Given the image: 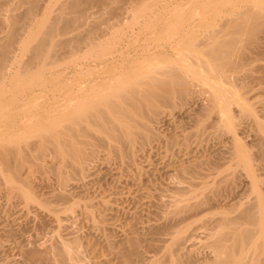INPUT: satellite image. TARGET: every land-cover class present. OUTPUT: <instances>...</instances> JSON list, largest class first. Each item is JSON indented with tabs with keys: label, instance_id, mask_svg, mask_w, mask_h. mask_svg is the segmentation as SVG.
Here are the masks:
<instances>
[{
	"label": "rangeland",
	"instance_id": "obj_1",
	"mask_svg": "<svg viewBox=\"0 0 264 264\" xmlns=\"http://www.w3.org/2000/svg\"><path fill=\"white\" fill-rule=\"evenodd\" d=\"M109 1L110 0H108V2ZM126 1L128 3L120 7V4L111 0L113 3L110 5L113 6V8L115 7V9H112L105 1L106 6L108 5V7L103 5L102 9H100L101 7L99 8V6L98 8L91 7L93 9L89 8V10H85L86 12L80 15L82 12L78 14L79 12L62 11L64 12V14H62L61 11L58 10L61 0H51L47 9L45 8L34 13L31 12L32 14L30 17L28 16L30 15V12L28 14L25 12L24 8L16 11L9 10L6 11V13L4 12V14L2 13L3 15L0 16V55L4 45L10 42L13 37L14 27L17 26L18 22L20 23L18 26H22H20L21 28L19 27L20 30L18 29V26L16 27L20 34H18L17 30L16 32L17 35H19V38L17 35L15 37H17L19 41L17 40L18 42H15L12 52L9 54L10 60L5 64L2 63V65H4L2 71L3 77L0 73V87L4 90L2 94L4 93L3 95H5H0V102L7 105L5 111V107H3L4 110L1 109L2 105L0 103V144L5 145L9 143V141H13L12 138L15 139V141L18 140L16 141L18 145H20L21 141L23 148L20 146L19 148L20 150H24L22 151L23 155L28 149V153H25L28 154L26 158L29 157L32 161L34 160L33 162L36 164L34 165L32 164L33 162H29L31 161L29 159L25 160L27 164L24 161L23 165L26 166H23L22 169H25L21 170L22 174L19 175V178L23 179L21 181L24 182L26 179L25 184L22 182L23 186L21 187V190H23V192H19L20 189H16V191L13 187L11 192L9 189L11 188V186L9 187L10 184L6 183L5 176L2 175V163L0 162V264H218L216 263L217 255L215 248L212 244L218 238L214 227L218 225L219 220H221L220 218L223 217L224 212L221 211H225V213L228 211L230 217H236L241 212L243 213L247 207L246 204L248 206L258 204L263 208L264 151H261L264 150V140L261 138L264 136L260 137L261 134L264 135V123H262L264 120V55L262 54V52H264L262 51L264 50V44H262L264 40L261 35L262 33L260 34L262 37L261 42L253 41V44H251V42H244V39H241L242 41L244 40L243 42H239L242 43V47L244 45L243 43L248 47L247 55L248 58H250L249 60L254 59L249 65L253 67L252 70H250V75L248 72H245V70L234 73L236 79L239 80H235L236 82H233V79L231 80L233 85L234 83L239 82L238 85L235 84V88L233 85V87L231 86L232 83H226L219 79L214 83L217 86L223 84L224 87L234 90L231 91L229 89L233 92L232 95L234 94V98L236 97L235 100L231 102V105L234 104V107L231 106V109H234L230 113L231 116H228L227 113L219 115L220 111V113H222L221 108H223L225 102L217 101L216 104L213 101V106L211 107V104L210 107H208L209 101L212 103L211 100H209L210 97L215 94V92H212V90L214 91V88L211 87V85L209 86L205 81L201 82L193 78V72L191 73V69L188 67L194 63H192L190 53L196 50L194 49V41L192 40H194V36L197 35L196 30L198 29V24H195L196 20L194 19L199 17H195L193 14L195 9L194 6H196L195 1L197 0H140L142 1L141 4L140 2L135 3L133 1L135 5L133 7H131V4L133 3L131 2L132 0ZM151 2L152 4H150ZM114 3L118 5V9L117 5H114ZM196 3L197 5L199 4L198 2ZM204 6L206 5H203V7ZM203 7L201 6V10H205V7ZM12 14L14 15L12 16ZM203 14L204 13L200 15L201 19H205L206 17ZM54 20L56 21V25L58 24L57 29H59L57 33H55L56 35L53 36V38L51 37L52 40L50 41L51 44H49L50 48L48 52L40 57L37 62L30 64L29 59L33 55V45L35 44L34 42H36L35 37H38L39 35L41 36L46 27L50 25L49 23H51V21L55 22ZM66 22L69 23L67 26ZM13 24H16V26L14 25L13 27ZM213 27L217 26L214 25ZM199 30L198 36H201L202 39H204L202 34H206L207 26L203 24L199 27ZM186 32L188 33L186 34ZM193 33H195V35ZM205 36L207 37V34ZM81 37H86L82 38L84 42L80 39ZM211 37H213V35ZM75 39H77V41L79 39L82 41L81 44L80 42H76L81 45L77 46V49H74L77 44L74 45L72 43V41L75 43ZM68 40H72L69 42V47H67ZM63 42L67 43H64L66 46L62 44ZM71 43L74 45V48H72L73 45ZM256 43L262 44H258L261 52L259 48L253 47L256 46ZM247 44L249 46L251 44V48H249ZM70 46L72 50L70 49ZM246 47L243 48L246 50ZM199 50L204 49L200 48ZM250 50H252V52H250ZM256 51L257 54L255 53ZM258 53L262 54L261 57ZM193 58L196 60V57L193 56L192 59ZM1 62L0 57V64ZM160 64L165 66L161 69H166V67H168L167 64L170 65L169 67L175 65L174 67H178L182 70L189 68L190 70L187 69L190 74L188 79L191 81V84L189 83L190 86H188V84V87H183H186V89L189 88L190 91L187 89L186 92H184V90H182V92V85H177V83L175 85L181 88L177 90L178 92L180 90L182 93L179 92L181 93L179 94L175 92L176 94L174 93L172 95L168 93V95L170 94V98L167 97L169 100L166 99V102L163 97H159L161 95L159 94L161 90L157 87L161 88V86H158L156 82L155 86L159 92L157 93V90L155 91V89H153V91L159 94L158 97L162 100L156 97V100L155 98H152L155 100L152 101L150 96L148 97L150 98L149 103V100L146 101L145 99L146 104L147 102L149 104H151V101L153 102L151 108H157V110L155 109V112H152L150 106L148 107L146 104H143L145 108H147H144L145 111L142 106L140 107V105L144 103V99H141L142 103L138 105L142 108L141 111L143 114L140 110V113L134 111L137 107L134 108V110L132 109L133 106L130 108L129 105L128 107L134 111L131 112L129 109V112H131L129 115H133L132 118L129 119H133L132 121L135 124H132V121L124 117V115L123 117L126 119L124 120L122 115L120 116L121 119L117 114H120V112H117V115L115 114L114 117L118 119L112 118L115 119L112 121L115 122V125L122 124L121 127L119 126V129L125 128L127 125V127L129 126L130 128L128 130L125 128V130L130 134L135 132L138 135L137 131L145 132H139V136L136 137L133 136L136 135L135 133L131 134L132 137L135 138L134 141L132 139L130 142L124 138L126 142L121 139L119 140L122 142H117L110 136V140H108V135L104 133V130L102 131L103 133H99L100 130L98 129V124L100 123L94 121L97 122V125H89L87 124L89 120L86 121V119H84L86 123L81 122L82 125L84 123V126L79 127L78 125H81V119L77 126L81 129L84 127L83 130H85L86 127L90 134H88L87 130L86 134L88 136L84 131L80 132L83 135L85 134V136H76L79 137V140L76 142L75 136L73 137V135L77 134H71L74 130L69 132V129H67V131L65 129V138H62L64 140L66 139L67 144L68 142H71V145L80 148L83 145H86V142L90 138V140H92L93 137L92 144L89 145V140V144L86 145L89 146L87 147L88 150L85 147V151L84 146L82 147L86 152V157L88 153V158L85 162L84 159L81 165H74L72 160L68 162L70 157L60 154L62 155L61 158L64 156L67 159V162L65 163L66 159L63 161L56 151H50L49 148L51 147V149L54 150V146L50 144L47 146L49 148L45 149V154L49 152L48 155L44 154V157L47 156L48 158L38 157V153L35 154L36 149H34V152L31 148L32 144H30L28 148L29 143L27 142L31 143V141L34 142L32 147L35 146L34 148H36L37 145L38 149L41 148V142H39L41 139L38 138L39 132H35V130L38 131V129H42V127L38 128V125L44 126L48 123V125L46 124L47 126H45H49V129L53 128L54 123H57V120L62 117H60V115L63 114V118L66 116V119H68L65 114H68L67 111H69L68 109L70 107V109L74 107V110L70 111L71 113L76 111L77 108V113L83 114L89 107L86 108L88 103L82 104V100H88L86 97L92 98V96H94L92 98L93 103L101 101L102 99H100V96L106 91L105 94L107 95L108 89L115 88V86L123 79L129 89L125 87L126 85L124 83V86H120L122 84L120 83V85H117L118 87H116L123 89L124 93H126L123 95L129 96L130 93L128 91L131 92L134 89L131 90L132 85L134 84L133 86L137 89L136 86L139 85L137 83H140L139 80L137 83L135 82L137 77L142 79H149V77H151L149 75H154L158 78L161 77V79L162 76L164 77V75L161 76V71H159ZM2 65H0V68ZM156 65L157 67L159 66V70ZM153 67H155L154 71ZM156 69L158 70V73H156L157 71L155 72ZM212 69L214 70L213 66ZM204 74H206V72H203V75ZM15 75H18L16 76L17 78ZM32 75H34V77ZM147 75L148 78L146 77ZM132 76L135 77L134 82ZM128 77H132V82L130 79L125 82V79ZM157 77L153 79L156 80ZM235 77L233 78L235 79ZM166 78L168 79L169 77H166L165 75V79ZM245 78H249L250 81ZM129 81L130 84H128ZM146 81V83L150 84L153 80L151 82L149 80ZM157 81H159V79H157ZM142 82L143 81H141L140 86L143 87V89H145L144 87L146 86V90H142V92L147 91V88L149 89V84L147 87V84L145 85V82ZM192 82L197 84H194L193 86ZM205 83L208 85H205ZM65 84L67 85L65 86ZM175 85L170 88H175ZM196 85L198 90L195 88ZM5 86L8 87V90ZM55 86L60 89H57ZM78 86L83 87V89L81 87L79 89ZM140 86L138 87L141 88ZM200 86L202 87L201 89H203L202 92H200ZM245 86L248 87L246 88ZM77 88L80 93L79 91L77 93ZM191 88H193V90H191ZM237 88L239 89L238 92L242 90L244 93L246 91L244 95L242 94L243 97L237 96L242 93L241 91L238 94L236 90ZM121 89H115L117 92L114 90V93H121ZM207 89H209V91H207ZM17 91L20 92L19 96L17 95ZM101 91H103V93H101ZM153 91L152 93H154ZM171 91H174V89ZM208 92L211 93L209 94ZM69 93H71V95ZM92 93H95L96 95L99 93L100 96H96ZM110 93L114 94L109 92L108 96ZM122 93L120 95H122ZM145 93L148 94V91ZM65 94L66 96H64ZM105 94L102 96L103 98L106 96ZM141 94L138 97L139 100L141 97H147L144 93L143 95L146 97L143 95L141 96ZM15 95L16 98L19 97L17 99L20 102L15 101ZM173 95H175V97ZM23 96L25 102L22 100ZM77 97L82 98L79 99V105L86 106L82 107L84 109L83 111L81 110L82 113L79 109L81 107H78L79 105H77L79 102ZM214 97H216V95L211 97L212 100ZM70 98L74 99V101L77 100L75 102L77 103V106H73L75 105L74 102L73 105H69L70 103L68 100L71 101ZM8 99L9 101H7ZM49 99L51 101H49ZM157 99L160 103L162 101V103L166 102V104H164L165 106L163 104L156 105V101H158ZM66 101L68 104H66ZM89 101L90 100H88V102ZM138 103L140 102L137 100V104ZM37 104L39 105L36 106ZM214 104L216 106H214ZM62 105L67 108H63L64 106ZM89 105L90 104H88V106ZM251 105L253 107H250ZM104 108H106V106ZM208 108L212 109L208 110ZM62 109H64L66 113L64 110L61 111ZM1 110L2 112L5 111L4 113H7L10 117L5 114L4 116L7 115L9 118H3L4 113H1ZM54 111H57L58 113ZM136 111H138V109ZM243 111L244 115L242 114ZM70 112L69 115H76L73 113L70 114ZM233 112L235 114H233ZM136 113L140 115V118H138L139 116H137ZM245 113L248 114L246 115ZM32 115L33 118L31 117V119L29 116ZM55 116L58 119H56ZM135 116L137 118H135ZM37 117H40L41 119H38ZM222 117L223 119H228L226 124L225 122L223 123V121L226 120L222 121ZM43 118L45 121L42 120ZM30 119L31 122L28 121ZM218 119L221 120V123ZM230 119L234 120L235 123L238 120V126ZM5 120H7V122ZM60 120L61 122L62 120L65 121V118ZM116 120L118 123H116ZM2 121H5L6 124ZM50 122H53V125ZM94 122L88 123L93 124ZM146 122L149 124V127ZM7 123L10 125L6 126L4 129L3 127L7 125ZM49 123L51 124V127ZM138 124L139 126L140 124L142 125L140 126L142 129L138 127ZM145 125L147 126L145 127ZM34 126L37 129L34 128ZM75 126L76 125L74 124L72 127L75 128ZM77 126L75 129L79 131ZM99 126L101 127V125ZM131 126L135 128H132ZM219 126L222 127V129H220ZM14 127L15 129H13ZM46 127L45 129H47ZM93 127L95 128L93 129ZM144 127L145 129L147 128V130H145ZM100 129L102 130V127ZM130 129H132V131L134 130V132L130 131ZM26 130L28 135L26 134ZM18 131H21L22 133L25 132L26 135H21L22 133L19 132L20 134L16 137L15 135L18 134ZM34 133L37 135L35 136ZM68 133L71 134V136L68 135L69 137H67L66 135ZM80 133L78 132V134ZM8 135L12 137H7ZM99 135L100 137L101 135H106L105 137L107 139H105L107 140V145L104 141V144L102 143L103 145L100 144L101 142H98V145L96 144V140H99L100 138ZM20 136L23 137L21 138ZM103 136L102 139L100 138V141L105 140L103 139ZM18 137L21 138L20 141V138L18 139ZM97 137L99 138L97 139ZM23 138H27V142L23 141ZM2 139H4L3 141L9 139V141L3 143ZM72 139L74 140V143ZM25 142L27 143V146H25ZM66 143H64V145H66ZM80 143L81 145H79ZM235 143L236 146H234ZM239 143H243L244 145ZM113 146L115 147V150L112 149ZM237 146L238 149L242 150L247 148L245 151H248L253 156L251 158L253 159V161H251L253 164L248 160V158H250L249 153L245 152L246 154L248 153L247 156H245L246 154L242 155L240 152L244 153V151L238 150ZM1 147L2 146L0 145V148ZM232 152H236V158H233L235 153L233 154ZM32 154H35L37 157H35V155L32 157ZM239 154L241 156H239ZM55 155L57 158H55ZM244 157H246L247 160L245 158L243 163ZM37 158L40 159L38 160ZM42 159L45 161H42ZM246 162L251 166L244 165ZM40 163L44 166H41ZM193 166L197 170L196 172L194 171L195 173L190 172L191 175L183 173L182 170L184 167L190 168ZM249 169H252L253 171H249ZM58 170L64 172V174L61 175V172ZM59 174L61 176H59ZM24 177L26 178L24 179ZM189 182H191L192 186L189 185ZM5 184L9 185H6V187ZM24 185H26V187ZM23 187L27 190L30 189L33 191V200L30 199L29 201L27 196L22 194L25 190ZM14 191L17 193L15 194ZM24 196H26V198ZM227 206L229 207L227 208ZM228 209H230V212ZM254 228L259 227L258 225H255ZM212 231H215V233ZM260 232L262 236L259 234ZM260 232L256 233V237L254 236L256 246L257 244L260 246L264 241V229ZM214 234H216L215 237ZM257 234L259 235L257 236ZM62 244H71L72 247L74 245V249L77 251L76 253H78L75 257L77 263L66 259L63 260L59 257L60 254L57 255L56 252H59L57 251L59 245ZM252 250L253 253H250L254 254L255 250ZM28 251L31 252L28 253ZM34 251H36L38 255L37 258L34 256L35 260L34 257L31 256V253ZM40 254L42 256H40Z\"/></svg>",
	"mask_w": 264,
	"mask_h": 264
},
{
	"label": "bare ground",
	"instance_id": "obj_2",
	"mask_svg": "<svg viewBox=\"0 0 264 264\" xmlns=\"http://www.w3.org/2000/svg\"><path fill=\"white\" fill-rule=\"evenodd\" d=\"M50 1L51 0H0V16L1 15H3L4 14V12L6 13V11H16V10H19V9H22V8H24L25 9V12H27L28 14H29V12H30V15H28L27 13V15L30 17L31 16V14L32 13H34V12H38V11H40V10H43V9H47V7H49V3H50ZM58 1V0H57ZM105 1L107 2V4H109V6H111L112 5V3L113 2H111V0L108 2V0H61V2H60V4H59V9L58 10H60L61 11V13L62 14H64V12L66 11H72V12H79L78 14H80V12H82L80 15H82L83 13H85L86 11L85 10H89V8L90 9H93V8H91V7H97L98 8V6H99V8L100 9H102V5L103 6H106V4H105ZM112 1H115V2H117V4H120L119 6L121 7V6H124V4H127L128 2L126 1V0H112ZM135 2V3H138V2H140V4H141V2L143 1H140V0H137V1H135V0H132L131 2ZM151 1V0H150ZM191 1V0H190ZM194 1V0H193ZM130 2V3H131ZM134 2L130 5L131 7H133V6H135L134 5ZM196 2H198L199 4L197 5V3ZM123 3V4H122ZM155 3V2H154ZM153 3V4H154ZM111 4V5H110ZM116 3H114V5H115ZM116 4V5H117ZM150 4H152V2L150 3ZM192 4V3H191ZM101 5V6H100ZM145 5V4H144ZM195 5L196 6H194L195 7V9H194V11H193V14L195 15V17L197 16V17H199V18H195L194 20H196L195 22V24H198V29L196 30V34L197 35H195V33H193L195 36H194V40H192V38H191V40L192 41H194L193 43H194V49H196V50H194L193 52H191L190 53V55H191V60H192V63L194 64H192L191 66H192V68H191V66L189 65L188 67L191 69H189V68H187V69H189L190 71H191V73L193 72V74H192V76H193V78H195L196 80H198V81H205L206 83H208L209 84V86L211 85V87H213L214 88V91L212 90V88H211V90H212V92L214 93L215 92V94H213L214 96L216 95V97H214L213 98V100H212V96L210 97V99L209 100H211V102L212 103H210V101H209V106L208 107H210V105H211V107L213 106V101L216 103L217 101H224L225 103L223 104V108H221V110H222V113H220L219 112V115H222V114H228V116H231V112L234 110V109H231V106H233V105H231V102L233 101V100H235V98H234V94L232 95V93L233 92H231V91H234V90H231L230 88V90L228 89V87H224L223 86V84L221 85V86H217V85H215L214 83H216V81H217V79H219V80H221V81H223V82H229L230 84L232 83V79H233V82L235 81V80H237L236 79V77L234 76L235 74L234 73H238L239 71H242V70H245V72H248L249 73V75H250V70H252V68L253 67H251V66H249L250 65V62L251 61H253V60H249L250 58H248V47H246L245 45V43H243L244 45H243V47H246V50H245V48H243L242 47V43H239L240 41L241 42H243L244 40V42H246V43H250L251 42V44H253V41L254 42H261V40H262V37H263V40H264V0H197V1H195ZM203 5H206L207 6V8H206V6H204L205 7V10H201L202 8H201V6L203 7ZM128 6H129V4H128ZM143 6V5H142ZM173 6V5H172ZM106 7H108V5L106 6ZM140 7V6H139ZM154 7V6H153ZM155 7H156V5H155ZM184 7V6H183ZM183 7H182V9H183ZM203 7V8H204ZM111 8L112 9H115V7L113 8V6H111ZM119 7H118V5H117V9H118ZM126 8V7H125ZM128 8V7H127ZM175 8V7H174ZM121 9V8H120ZM149 9H151V8H149ZM177 9V8H176ZM180 9V8H179ZM98 10V9H97ZM131 10V9H130ZM139 10V9H138ZM62 11H64V12H62ZM99 11H101V10H99ZM142 11H144V10H142ZM180 11V10H179ZM32 12V13H31ZM139 12V11H138ZM137 12V13H138ZM174 12H175V10H174ZM3 13V14H2ZM136 13V12H135ZM202 13H204L203 15H205L204 17H205V19H201V14ZM14 14H12V16H13ZM34 15V14H33ZM32 15V16H33ZM194 15H193V17H194ZM168 16V15H167ZM16 17V16H15ZM179 17V16H178ZM182 17V16H181ZM181 17H180V19H181ZM1 18V17H0ZM57 18H59V17H57ZM151 18V17H150ZM11 19V18H10ZM13 19V18H12ZM53 19H55V18H53ZM191 19V18H190ZM193 19V18H192ZM177 20H179V19H177ZM205 20V21H204ZM55 21V20H54ZM188 21V20H187ZM186 21V22H187ZM178 22V21H177ZM193 22V21H192ZM67 23V22H66ZM179 23V22H178ZM182 23V22H181ZM18 24H20L19 22H18ZM18 24H17V26H18ZM50 25H48L47 27H46V29H45V31H44V33L40 36H38V37H35L36 38V42H34L35 44L33 45V48H34V50H33V55L31 56V58L29 59V63L30 64H32V63H35V62H37V60L40 58V57H42L43 55H45L47 52H48V50H49V48H50V46H49V44H51V40H52V38H53V36H55L56 34L55 33H57V31H58V29H57V26H58V24L56 25V21L55 22H53V21H51V23H49ZM69 23H67L66 24V26L68 25ZM174 24V23H173ZM191 24V23H190ZM203 24H205V26H207V30H206V34H207V37L205 36V35H203L202 34V36H203V38L204 39H202V37L201 36H198L199 34H198V32L201 30V28H200V30H199V27H201ZM14 25L16 26V24H13V27H14ZM178 25V24H177ZM214 25H216L217 27H213ZM16 26V27H17ZM21 25H19L18 26V29H19V27H20ZM181 26V25H180ZM16 27H14V29L16 28ZM22 27V26H21ZM20 27V28H21ZM175 27V26H174ZM173 27V28H174ZM177 28V27H176ZM14 29H13V37L11 38V40H10V42H8L6 45H4V47L2 48V51H1V55H0V57H1V64L0 65H2V63L3 64H5L6 62H8L9 60H10V56H9V54L12 52V50H13V48H14V45H15V42H18L19 40H18V36L19 35H17V32H18V34H20L19 33V30L16 28L15 29V32H14ZM18 30V31H17ZM17 31V32H16ZM167 31V30H166ZM165 31V32H166ZM116 32V31H115ZM172 32V31H171ZM195 32V31H194ZM16 33V34H15ZM188 32H186V34H187ZM262 33V34H261ZM92 34V33H91ZM262 35V37H261V35ZM17 35V37H15ZM213 35V37H211ZM90 36V35H89ZM186 36V35H185ZM193 36V35H192ZM206 38H205V37ZM210 36V37H209ZM52 37V38H51ZM100 37V36H99ZM51 38V39H50ZM82 38H86V37H81L80 39L83 41V39ZM93 38V37H92ZM96 38V37H95ZM113 38V37H112ZM182 38V37H181ZM79 39V40H80ZM241 39H244L243 41L241 40ZM18 40V41H17ZM77 41V39H75V43H74V41H72V43L75 45V44H77L76 46H75V48H74V45L72 46V48H74V49H77L76 47L77 46H81L80 44H81V40L80 41ZM91 40V39H90ZM89 40V41H90ZM113 40V39H112ZM48 41H49V43H48ZM71 41H69L68 40V44L66 43V42H63L62 44L64 45V43H66L67 44V47H69V42H71ZM93 41V40H92ZM95 41V40H94ZM110 41V40H109ZM191 41V42H192ZM248 41V42H247ZM76 42H80V44L79 43H76ZM84 42V41H83ZM182 42V41H181ZM263 42V41H262ZM88 43V42H87ZM180 43V42H179ZM86 44V43H85ZM94 44V43H93ZM99 44V43H98ZM185 44V43H184ZM192 44V43H191ZM241 46H240V45ZM250 44V46H252ZM259 44V43H258ZM258 44L256 43V46H253V47H255V48H259L260 49V46H258ZM261 44V43H260ZM259 44V45H260ZM262 44H264V42L262 43ZM261 44V45H262ZM187 45H188V42H187ZM248 45V44H247ZM48 48H47V47ZM64 46H66V45H64ZM83 46V45H82ZM108 46V45H107ZM115 46V45H114ZM113 46V47H114ZM249 46V45H248ZM249 46V48H251ZM144 47V46H143ZM85 48H87V47H85ZM109 48V47H108ZM200 48H202V49H204V50H199ZM67 49H69V48H67ZM70 49H71V46H70ZM107 49V48H106ZM72 50V49H71ZM78 50H81V49H78ZM256 50H258V49H256ZM259 51V50H258ZM262 51H264V50H262ZM77 52V51H76ZM86 52V51H85ZM117 52V51H116ZM250 52H252V50H250ZM260 52H261V49H260ZM96 53V52H95ZM256 54H257V51L255 52ZM87 54V53H86ZM253 54V53H252ZM259 54V53H258ZM262 54L264 55V52H262ZM262 54H259L260 55V57H261V55ZM103 55V54H102ZM188 55V54H187ZM159 56V55H158ZM185 56V55H184ZM196 57V60L194 59H192V57ZM250 56V55H249ZM252 56V55H251ZM258 56V55H257ZM189 57V56H188ZM81 58V57H80ZM96 58H98V57H96ZM263 58V57H262ZM3 59V60H2ZM79 59V58H78ZM142 59V58H141ZM255 59H256V57H255ZM175 60V59H174ZM176 62V61H175ZM166 63H167V61H166ZM162 64H163V62H162ZM165 64V63H164ZM188 64V63H187ZM177 65V64H176ZM184 65V64H183ZM162 66V67H161ZM167 66L168 67H166V69H161V68H163V67H165V66H163V65H161L160 64V67H159V69H158V67H157V65H156V67H157V69L159 70V71H161L160 73H161V76L162 75H164V77L162 76V79H161V77L160 78H158L157 76H152V75H149V76H151V77H149V79H145V81H144V79H142V78H138L137 76V78L135 79L136 81V83L138 82V80L140 81V83H137V84H139L138 86H140V84H141V81H143V82H145L144 84L146 85L147 84V87H148V84L149 83H146L147 81L146 80H149L150 82L152 81V82H154V83H150L149 84V89L147 88V91H148V94H146L145 92H147V91H143L142 92V90H146V86L144 87L145 89H143V87H141V88H139L138 86H136L137 87V89H135V86H133L132 85V88H131V92L130 91H128L130 94H129V96H127V95H123V94H126V93H124V91H123V89H121V88H117L118 86L117 85H120V83H122L120 86H124V84L126 85L125 87H127V84L126 83H124V79L119 83V84H117L116 86H115V88L113 89L112 87V89H108V93L109 92H112V93H114V90L116 89V90H118V89H121V90H119V91H121V93H122V95H120L121 93L119 92V94H111L110 93V95L108 96V93H107V97L105 96L104 98L102 97L104 94H102V96H100L99 95V93L96 95L95 93H92V94H94V95H96V96H100L99 98L100 99H102L101 101H96V102H94L93 103V101H92V98L94 97V96H92V98H90V97H86V98H88V100H90L89 102H88V100H82L81 101V103L82 104H86V103H88V104H90L89 106H88V104L85 106V105H82V106H80L79 105V103H80V98H78V100H79V102H78V104L77 103H75L76 101H74V99H71V101L70 100H68L69 101V105H73V102L75 103V105H73V106H77V105H79L78 107H81V108H79L80 109V112L82 113V111L84 110L82 107L83 106H85L86 108H88L87 110H86V108H85V112L83 113V114H78L77 113V108H76V111H74V112H76V113H74V112H72L73 114H76V115H69V112L70 111H73L74 109V107L72 108V109H68L69 111H67V113L68 114H65V115H67V118L68 119H66V116L64 117L65 118V121L64 120H62V122H61V120L60 119H64L63 118V114H62V112L61 111H63L64 109H62L60 112H61V114L62 115H60V119H58V118H56V116H55V118L56 119H58L57 120V123H54V125H53V122H50L52 125H53V128H51V129H49V126L48 127H46L47 125H48V123H44L43 125L44 126H40V125H38V128L39 127H42V129L41 130H39L38 129V131H36L35 129V132H39V135H38V138L39 139H41L39 142H41L40 144V146H41V148H37V145H36V148H34V147H32L33 146V144H34V142L33 141H31V143L30 142H27L26 140H27V138H23L24 140L23 141H26L27 143H29V145H28V148H29V146H30V144H32V146H31V148L33 149V151L35 152V150L34 149H36V152H35V154H37L38 153V157H40V158H42V157H44V154H45V152H46V150L45 149H47V148H49V147H47V146H49L48 144H50V145H52V146H54V150L53 149H51V148H49L50 149V151L52 150V151H56L59 155L60 154H63L64 156L65 155H67L68 157H70L69 159L70 160H68V162L69 161H71L72 160V162L74 163V165H77V166H79V165H81V163H82V161L84 160V162L87 160V158H88V153H87V157H86V149H85V147L87 148V147H89V146H86L87 144H89V145H91L92 144V141H93V137H92V140H90L91 138V136L90 137H88V138H90L89 140L91 141H89L88 139V141H89V143H88V141L86 142L87 144L86 145H83L84 146V149H85V151L83 150V146L82 147H75V145L73 146V145H71L70 143L71 142H68V144L66 143V139L64 140V139H62V138H65L64 137V134L66 133V131H67V129H69V132H72L73 130L76 132L77 130L75 129L76 128V126L79 124V121L82 119V121H80V124H81V122H85L86 123V121L87 120H89L88 122H94V121H97L98 123H100V124H98V129L100 130L99 131V133H103L102 131L104 130V133L105 134H107L108 135V138H109V136L112 138V139H115V141H121V140H124L125 142H126V140L124 139V138H126L127 139V141H132V139H133V141H134V137H136V136H139V132L141 133V132H144V131H137V130H135V131H137V133H138V135L134 132V130L132 131V129H130V131H132V132H134L136 135H133L134 137H132V135L131 134H134V133H128V131L126 132V130H125V128H127V130L130 128L129 126L127 127V125H126V127L125 128H121L122 130H123V132H122V130L121 129H119V126L121 127V125H115L114 123L115 122H113L112 120H115V119H118V118H115L114 116H115V114L117 113V112H120V114L119 113H117L119 116L118 117H120L121 115H122V117H123V115H124V117H126V118H132V116L133 115H129V114H131V112H137V113H140V112H142L141 111V109L142 108H140L141 106L143 107V109L145 108V99H146V101L147 100H149L150 98L152 99V98H155V100H156V97L157 98H161V97H163V99H165V101L167 102V100L166 99H168L167 97H169L170 98V94L172 95V94H174L175 92H177V93H179V92H181L182 90H184V92H186V90L187 89H189V88H187L186 89V87H183V86H187L191 81H189V73H188V71L189 70H187V69H185V70H182V69H180V68H176V67H174V66H171V67H169L170 65H168L167 64ZM195 66H196V68H195ZM212 66H213V68H214V70L212 69ZM216 66V67H215ZM249 67H251V68H249ZM3 68H4V65H2L1 66V68H0V73H1V76H2V71H3ZM168 68H171V69H168ZM182 68V67H181ZM216 68V69H215ZM254 68H255V66H254ZM143 69V68H142ZM154 69H155V67H153V71H154ZM155 70V72L156 73H158V70ZM196 69V70H195ZM262 70V69H261ZM263 71V70H262ZM203 72H206V74H204L203 75ZM127 73H128V71H127ZM159 73V74H160ZM244 73V72H243ZM261 73V72H260ZM247 74V73H246ZM37 75V74H36ZM165 75H166V77H169L167 80L165 79ZM251 75H253V74H251ZM16 76H18V75H15V77ZM20 76V75H19ZM22 76V75H21ZM25 76V75H24ZM33 77H34V75H32ZM135 76V75H134ZM134 76H132L131 78L133 79V82H134ZM145 76V75H144ZM247 76V75H246ZM3 77V76H2ZM14 77V78H15ZM36 77V76H35ZM37 77H39V76H37ZM53 77V76H52ZM147 78H148V75L146 76ZM155 77H157V79H159V81H157V79L156 80H154L155 79ZM233 77H235V79L233 78ZM245 77V76H244ZM17 78V77H16ZM57 78V77H56ZM78 78V77H77ZM114 78V77H113ZM131 78H127V79H125V82L126 81H128L129 79H130V81L132 80ZM154 78V79H153ZM164 78V79H163ZM237 78H238V75H237ZM42 79V78H41ZM75 79V78H74ZM83 79V78H82ZM118 79V78H117ZM122 79V78H121ZM120 79V80H121ZM142 79V80H141ZM239 79H240V77H239ZM246 79V78H245ZM38 80V79H37ZM49 80V79H48ZM47 80V81H48ZM56 80V79H55ZM54 80V81H55ZM110 80V79H109ZM113 80V79H112ZM246 80H248V81H250L249 80V78H247ZM19 81V80H18ZM23 81V80H22ZM22 81H20V82H22ZM32 81V80H31ZM41 81V80H40ZM52 81V80H51ZM62 81V80H61ZM66 81V80H65ZM75 81V80H74ZM130 81H129V83L128 84H130ZM195 81V80H194ZM237 81H239V80H237ZM255 81V80H254ZM27 82V81H26ZM64 82V81H63ZM76 82V81H75ZM95 82V81H94ZM132 82V81H131ZM142 82V83H143ZM156 82H157V85L158 86H161V88L160 87H157L159 90H161V92H159V90H157L156 89V86H155V84H156ZM236 82V81H235ZM242 82V81H241ZM19 83V82H18ZM30 83V82H29ZM43 83H44V81H43ZM50 83V82H49ZM65 83V82H64ZM74 83V82H73ZM113 83V82H112ZM124 83V84H123ZM136 83H135V85H136ZM178 83V84H177ZM205 83V85H208V84H206ZM219 83V82H218ZM217 83V84H218ZM239 83V82H238ZM238 83H234V85H233V83L231 84V86L233 85L234 86V88H235V84H237L238 85ZM251 83V82H250ZM21 84V83H20ZM35 84H37V83H35ZM59 84V83H58ZM67 84H68V82H67ZM67 84H65V86L67 85ZM76 84V83H75ZM94 84V83H93ZM111 84V83H110ZM151 84H153L154 85V88H153V85H151ZM175 84H177V85H179L180 84V86H181V88H179L177 85H175ZM191 84V83H190ZM190 84L188 85V86H190ZM192 84H193V86H194V84H197V83H193L192 82ZM225 84V83H224ZM230 84H229V86H230ZM258 84V83H257ZM40 85H41V83H40ZM143 85V84H142ZM150 85H151V87H150ZM175 85V88L173 87L172 89H174V91H171L172 89L170 88V87H172V86H174ZM219 85V84H218ZM18 86H19V84H18ZM23 86V85H22ZM25 86H26V84H25ZM30 86V85H29ZM28 86V87H29ZM70 86V85H69ZM83 86V85H82ZM112 86H113V84H112ZM187 86V87H188ZM192 86V87H193ZM232 86V87H233ZM240 86V85H239ZM242 86H243V84H242ZM256 86V85H255ZM6 87V86H5ZM5 87H3V88H5ZM34 87V86H33ZM56 88H57V86H55ZM54 87V88H55ZM79 87V86H78ZM81 87V86H80ZM80 87H79V89H80ZM99 87V86H98ZM107 87V86H106ZM109 87V86H108ZM125 87H124V89H125ZM131 87V86H130ZM177 87V88H176ZM246 87V86H245ZM248 87V86H247ZM246 87V88H247ZM8 87H6V89H7ZM19 88H20V86H19ZM59 88V87H58ZM57 88V89H58ZM65 88V87H64ZM82 89H83V87H81ZM85 88V87H84ZM101 88H103V87H101ZM110 88V87H109ZM128 89H129V87H127ZM139 88V89H138ZM184 88V89H183ZM196 89H197V85H196V87H195ZM194 88V89H195ZM200 89L202 88L201 86L199 87ZM206 88V87H205ZM205 88H204V91H205ZM208 88H210V87H208ZM35 89V88H34ZM60 89V88H59ZM78 89V88H77ZM79 89L78 90H76L77 91V93H78V91H79ZM81 89V90H82ZM141 89V90H140ZM153 89H155V91L157 90V93L159 92V94H161L160 96H159V94H157L155 91H153ZM177 89H181V91L179 90V92H178V90ZM8 90V89H7ZM17 90H18V88H17ZM22 90V89H21ZM24 90V89H23ZM45 90V89H44ZM95 90V89H94ZM99 90V89H98ZM106 90V89H105ZM115 90V91H116ZM126 90V89H125ZM176 90V91H175ZM191 90H193V88H191ZM198 90V89H197ZM202 90L203 89H201V91L200 92H202ZM237 90V92H238V88L236 89ZM71 91V90H70ZM74 91V90H73ZM88 91V90H87ZM89 91H90V89H89ZM152 91L154 92V93H152ZM189 91H190V89H189ZM207 91H209V89H207ZM206 91V92H207ZM242 91V90H241ZM240 91V92H241ZM2 92H4V90L0 87V95H3L2 94ZM18 92V96H19V91H17ZM31 92V91H30ZM44 92V91H43ZM117 92V91H116ZM183 92V91H182ZM181 92V93H182ZM192 92V91H191ZM190 92V93H191ZM195 92V91H194ZM240 92H238V94L240 93ZM246 92V91H245ZM244 92V93H245ZM9 93H10V91H9ZM34 93V92H33ZM32 93V94H33ZM54 93H55V90H54ZM79 93H80V91H79ZM85 93H88V92H85ZM101 93H103V91H101ZM100 93V94H101ZM142 93V94H141ZM143 93L147 96H145V95H143ZM150 93V94H149ZM168 93H170L169 95H168ZM181 93H179V94H181ZM188 93V92H187ZM186 93V94H187ZM209 93V92H208ZM207 93V94H208ZM211 93V92H210ZM209 93V94H210ZM244 93H243V91H242V93H241V95H237L238 97H243V95H244ZM70 95H71V93H69ZM75 94V93H74ZM73 94V95H74ZM91 94V95H92ZM141 94V96L143 95V96H145L146 98H144V97H141L140 98V100L141 99H144L143 101H144V103H142V100L140 101L139 99H138V97H139V95ZM176 94V93H175ZM243 94V95H242ZM14 95V94H13ZM30 95V94H29ZM69 95V96H70ZM79 95V94H78ZM77 95V96H78ZM166 95V96H165ZM168 95V96H167ZM183 95V94H182ZM200 95V94H199ZM3 96H5V95H3ZM28 96V95H27ZM64 96H66V94L64 95ZM68 96V95H67ZM81 96V95H80ZM85 96H87V95H85ZM89 96V95H88ZM95 96V97H96ZM151 96V97H150ZM159 96V97H158ZM174 97H175V95H173ZM206 96H208V95H206ZM29 97V96H28ZM59 97V96H58ZM57 97V98H58ZM148 97H150V98H148ZM172 97V96H171ZM16 98V95H15V97H14V99ZM17 98H19V97H17ZM16 98V99H17ZM23 98H24V96L22 97V100H23ZM54 98H55V96H54ZM61 98V97H60ZM85 98V97H84ZM83 98V99H84ZM85 98V99H86ZM159 98V99H160ZM248 98V97H247ZM3 99V98H2ZM15 99V101H19L18 99L16 100ZM27 99V98H26ZM82 99V98H81ZM95 99H98V98H95ZM100 99H98V100H100ZM172 99V98H171ZM171 99H170V101H171ZM239 99H241V98H239ZM249 99V98H248ZM4 100V99H3ZM3 100H1V101H3ZM54 100H56V99H54ZM63 100V99H62ZM94 100V99H93ZM137 100H138V102H140V103H138L137 104ZM155 100H153L152 99V101H155ZM158 100V99H157ZM160 100H162V99H160ZM169 100V99H168ZM243 100H245V99H243ZM242 100V101H243ZM7 101H9V99L7 100ZM13 101V100H12ZM15 101H13V102H15ZM24 101V100H23ZM49 101H51L50 99H49ZM87 101V102H86ZM151 101V104H149L150 103V100H149V103L147 102V104H146V106H150V108H151V105L153 106V102ZM238 101V100H237ZM247 101V100H246ZM20 102V101H19ZM19 102H17V103H19ZM25 102V101H24ZM64 102V101H63ZM84 102V103H83ZM92 102V103H91ZM157 103H156V105L157 104H166V102H164V103H160V101L158 100V101H156ZM1 103V105H2V108L1 109H3V107H5L4 109H5V111H6V106L7 105H5V103L4 104H2V102H0ZM7 103V102H6ZM61 103V102H60ZM142 103V105H140ZM208 103V102H207ZM220 103V102H219ZM218 103V104H219ZM240 103V102H239ZM244 103V102H243ZM247 103L249 104V102L247 101ZM12 104V103H11ZM14 104V103H13ZM24 104V103H23ZM22 104V105H23ZM39 104H41V103H39ZM39 104H37L36 106H38ZM61 104H63V103H61ZM66 104H68L67 103V101H66ZM66 104H64V105H66ZM77 104V105H76ZM144 104V105H143ZM154 104H155V102H154ZM217 104V103H216ZM245 104V103H244ZM4 105V106H3ZM50 105V104H49ZM52 105V104H51ZM64 105H62V106H64ZM106 106V108H104L105 106ZM129 105H130V108L132 107V109L134 110V108H136L134 111L133 110H131L130 108H128L129 107ZM138 105H140V107L138 106ZM158 105V106H159ZM203 105V104H202ZM208 105V104H207ZM238 105V104H237ZM246 105V104H245ZM13 106V105H12ZM35 106V107H36ZM56 106V105H55ZM165 106V105H164ZM206 106V105H205ZM214 106H216L215 104H214ZM220 106V105H219ZM249 106V105H248ZM247 106V107H248ZM1 107V106H0ZM18 107V106H17ZM27 107V106H26ZM30 107V106H29ZM28 107V108H29ZM66 106H64L63 108H65ZM69 107V106H68ZM157 107V106H156ZM162 107V106H161ZM234 107V106H233ZM245 107V106H244ZM244 107H243V109H244ZM250 107H253L252 105L250 106ZM8 108V107H7ZM12 108V107H11ZM16 108V107H15ZM19 108V107H18ZM32 108H33V105H32ZM31 108V109H32ZM53 108V107H52ZM57 108V107H56ZM67 108V107H66ZM140 108V109H139ZM150 108H148V109H150ZM152 108H154V107H152ZM151 108V109H152ZM214 108V107H213ZM217 108V107H216ZM3 109V110H4ZM35 109V108H34ZM41 109V108H40ZM129 109H130V111L131 112H129ZM138 109V111H136ZM145 109H147V108H145ZM145 109H144V111H145ZM150 109V110H151ZM156 110H157V108H155ZM155 109H152L151 111L153 112H155ZM161 109V108H160ZM209 109H212V108H208V110ZM252 109V108H251ZM256 109V108H255ZM25 110V109H24ZM23 110V111H24ZM50 110V109H49ZM48 110V111H49ZM54 110V109H53ZM67 110V109H66ZM82 110V111H81ZM139 110H140V112H139ZM158 110H159V108H158ZM245 110V109H244ZM247 110V109H246ZM249 110V109H248ZM4 111V112H5ZM47 111V112H48ZM59 111V110H58ZM206 111V110H205ZM219 111V110H218ZM240 111H242V110H240ZM255 111V110H254ZM4 112H2V110H1V113H4ZM9 112V111H8ZM45 112V111H44ZM54 112H57V111H54ZM64 112H65V110H64ZM79 112V113H80ZM146 112H148V111H146ZM146 112H144V113H146ZM159 112V111H158ZM223 112H225V113H223ZM239 112V111H238ZM18 113V112H17ZM16 113V114H17ZM27 113H31V112H27ZM35 113V112H34ZM33 113V114H34ZM52 113V112H51ZM58 113V112H57ZM66 113V112H65ZM71 112H70V114H72ZM136 113V114H137ZM149 113V112H148ZM207 113H210V112H207ZM216 113V112H215ZM244 113V111L242 112V114ZM250 113V112H249ZM259 113V112H258ZM5 114H7V113H4L3 114V118H5L6 119V117H7V115L6 116H4ZM24 114V113H23ZM77 114H78V116H77ZM116 114V115H117ZM125 114H126V116H125ZM132 114H134V113H132ZM142 114H143V112H142ZM141 114V115H142ZM147 114V113H146ZM203 114V113H202ZM218 114V113H217ZM230 114V115H229ZM233 114H235L234 112H233ZM240 114V113H239ZM238 114V115H239ZM246 115L248 114V113H245ZM254 114H255V112H254ZM11 115V114H10ZM38 115V114H37ZM130 117H129V116ZM157 115V114H156ZM244 115V114H243ZM245 115V116H246ZM9 116V115H8ZM13 116H14V114H13ZM50 116V115H49ZM69 116V117H68ZM76 116V117H75ZM128 116V117H127ZM137 116H139L138 118H140V115H138L137 114ZM143 116V115H142ZM141 116V117H142ZM154 116V115H153ZM224 116V115H223ZM234 116V115H233ZM250 116V115H249ZM253 116V115H252ZM10 117V116H9ZM9 117H7V118H9ZM30 118L32 117L33 118V115L32 116H29ZM41 117V116H40ZM39 117V118H40ZM117 117V116H116ZM123 117V119L125 120L126 118H124ZM144 118H146L145 116H143ZM142 117V118H143ZM150 117H151V115H150ZM235 117L237 118V116L235 115ZM239 117V116H238ZM2 118V119H3ZM22 118V117H21ZM31 118V119H32ZM34 118H36V117H34ZM38 118V117H37ZM38 118V119H39ZM52 118V117H51ZM112 118H115V119H112ZM121 118V117H120ZM135 118H137L136 116H135ZM149 118V117H148ZM147 118V119H148ZM226 118H229V117H226ZM232 118V117H231ZM241 118V117H240ZM31 119L30 120H28V121H30L31 122ZM41 119V118H40ZM47 119H48V117H47ZM49 119H50V117H49ZM54 119V118H53ZM52 119V120H53ZM56 119H54V120H56ZM84 119H86V121L84 120ZM122 119V118H121ZM127 119V120H128ZM221 119V118H220ZM234 119V118H233ZM21 120H23V119H21ZM36 120V119H35ZM42 120H44V118L42 119ZM51 120V121H52ZM130 120V119H129ZM128 120V121H129ZM133 119H131L130 121H132ZM135 120H138V119H135ZM219 120V119H218ZM223 120H226V121H223ZM227 120L228 119H223V117H222V121H223V123L225 122V124H226V122H227ZM230 120H232V119H230ZM229 120V121H230ZM235 120H237V119H235ZM6 122H7V120H5ZM5 121H2L3 123L5 122ZM28 121H27V123H28ZM33 121V120H32ZM45 121V120H44ZM49 121V120H48ZM58 121H59V123H58ZM64 121V122H63ZM119 121V120H118ZM120 121H122V120H120ZM128 121H126V122H128ZM215 121V120H214ZM221 120H219V122H220ZM232 121H234V120H232ZM264 121V120H263ZM262 121V123H264ZM6 122H5V124H6ZM11 122V121H10ZM15 122V121H14ZM41 122V121H40ZM61 122V123H60ZM87 122V124H89V125H97V122H94L93 124H90V123H88ZM123 122V121H122ZM137 122V121H136ZM140 123H142L141 121H139ZM218 122V121H217ZM216 122V123H217ZM237 122H238V120H237ZM237 122L235 123V121H234V123H235V125H237ZM18 123H20V122H18ZM33 123V122H32ZM49 123V124H50ZM116 123H118L117 122V120H116ZM121 123V122H120ZM131 123V122H130ZM134 122L132 121V124H133ZM138 123V122H137ZM147 123V122H146ZM221 123V122H220ZM261 123V122H260ZM11 124H13V123H11ZM41 124V123H40ZM51 124H50V127H51ZM73 124V125H72ZM74 124L76 125L75 126V128H73L72 126H74ZM135 124V123H134ZM144 124H145V122H144ZM148 124V123H147ZM10 124H8L7 123V125H3L4 127V129L6 128V126H9ZM42 125V124H41ZM99 125H101V127H102V130L100 129L101 127L99 126ZM125 125V124H124ZM218 125V124H217ZM224 125V124H223ZM223 125H221V126H223ZM240 125V124H239ZM12 126V125H11ZM36 126V125H35ZM34 126V128H36ZM79 127L81 126H84V123H83V125L81 124V125H78ZM77 126V127H78ZM104 126V127H103ZM118 128H117V127ZM136 126V125H135ZM140 126H142L141 124H140ZM139 126V124H138V127L139 128H141ZM147 125H145V127H146ZM232 126V125H231ZM238 126V125H237ZM263 126V125H262ZM29 127V126H28ZM43 127H44V130H43ZM45 127L47 128V129H45ZM78 127V128H79ZM97 127V126H96ZM132 128H135V127H133V126H131ZM137 127V126H136ZM145 127H144V129H145ZM148 127H149V124H148ZM218 127V126H217ZM224 127V126H223ZM259 127H260V124H259ZM8 128V127H7ZM90 128V127H89ZM95 127H93V129H94ZM219 128L220 129H222V127H220L219 126ZM253 128V127H252ZM263 128V127H262ZM8 129H10V128H8ZM13 129H15V127L13 128ZM33 129V128H32ZM37 129V128H36ZM65 129H66V131H65ZM84 129V127L81 129V128H79L78 130L79 131H77L76 133L73 131V133H71L72 135L73 134H77V135H73V137L75 136V141L77 142L79 139V137H76V136H78V135H83V134H81L80 132H85V134H86V127H85V130H83ZM142 129V128H141ZM219 129V130H220ZM12 130V129H11ZM29 130V129H28ZM145 130H147V128L145 129ZM263 130V129H262ZM4 131V130H3ZM2 131V132H3ZM6 131V130H5ZM9 131V130H8ZM22 131V130H21ZM21 131H18V134L17 135H15L16 137L20 134V133H22ZM32 131V130H31ZM88 131V130H87ZM91 131H92V129H91ZM20 132V133H19ZM32 132H34V131H32ZM78 132L80 133V134H78ZM107 132V133H106ZM128 133V134H126V133ZM257 132V131H256ZM262 132V131H261ZM264 132V131H263ZM28 133H29V131H28ZM92 133V132H91ZM145 133V132H144ZM26 134H27V130H26ZM25 134V132H23L21 135H26ZM35 134V133H34ZM34 134H31V135H34ZM71 134H67L66 136L67 137H69L68 135H70L71 136ZM85 134L83 135V136H85ZM88 134H90L89 133V131H88ZM12 135V134H11ZM28 135V134H27ZM37 134H35V136H36ZM87 135V134H86ZM104 135V134H103ZM103 135H101V137H100V135H99V137L102 139V136ZM141 135V134H140ZM144 136H146L145 134H143ZM142 135V136H143ZM260 135V134H259ZM6 136V135H5ZM14 136V135H13ZM41 136V137H40ZM88 136V135H87ZM106 136V135H105ZM105 136H103V139H105L106 137ZM261 136H264V135H260V137ZM7 137H10V135H8ZM12 137V136H11ZM10 137V138H11ZM21 138L23 137V136H20ZM20 137H18V139L20 138ZM25 137V136H24ZM33 137V136H32ZM95 137V136H94ZM99 137H97V139L99 138ZM9 138V139H10ZM21 138L19 139V141L21 140ZM72 138V137H71ZM100 138H99V140H96V144L98 145L100 142V144L101 145H103L104 143H103V141L104 142H106L107 140V138L105 139V140H101L100 141ZM264 138V137H263ZM263 138H261L262 140H264ZM9 139L7 140V139H5L7 142L9 141ZM31 139H34V138H31ZM30 139V140H31ZM38 139V140H39ZM86 139V138H85ZM85 139H84V141H85ZM95 139V138H94ZM118 139V140H117ZM119 139H121V140H119ZM235 139H236V137H235ZM4 139H2V142L4 143H6V141H3ZM11 140V139H10ZM12 140L14 141V144H13V141H9V143H7V144H0L2 147L0 148V162L2 163V168H1V171H3L2 173V175H4L5 176V179H6V183H9V184H5V186L7 185H9V187L11 186V188H9L10 190H11V192H12V187L13 188H15L14 190H16V189H20V191L19 192H23V190H21L22 188V186H23V183L25 184V178L26 177H24V182L23 181H21V180H23L22 178H19V175L20 174H22L21 173V170H24L25 168H23L22 169V167L24 166H26V165H23V163H24V161L25 160H31V161H29V162H33L32 161V159H30L29 157L28 158H26L27 157V155L28 154H25V153H28L27 151H28V149L25 151V153H24V155H23V153H22V151H24V150H20V148H19V146L20 147H22V144H21V141H20V145H18V143L16 142V141H18V140H16L15 141V139H13L12 138ZM69 140L71 141V139L69 138ZM108 140H110V138L108 139ZM237 140V139H236ZM23 141H22V143H23ZM72 141H73V143H74V140L72 139ZM123 141V142H124ZM25 142V143H26ZM38 142V143H39ZM75 142V143H76ZM95 142V141H94ZM99 142V143H98ZM110 142V141H109ZM122 142V141H121ZM238 142V141H237ZM11 143V144H10ZM16 143V144H15ZM27 143H26V145L25 146H27ZM64 143H66V145H64ZM103 143V144H102ZM111 143V142H110ZM234 143V142H233ZM245 143V142H244ZM37 144V143H36ZM64 146H63V145ZM93 144H95V143H93ZM95 144V145H96ZM106 145H107V142L105 143ZM239 144H243V143H239ZM238 144V145H239ZM4 145V146H3ZM23 145V146H24ZM39 145V144H38ZM63 147H62V146ZM79 145H81V143L79 144ZM114 145V144H113ZM244 145V144H243ZM234 146H236V143H235V145ZM241 146V145H240ZM117 147V146H116ZM243 147V146H242ZM23 148V147H22ZM27 148V147H26ZM30 148V149H31ZM118 148V147H117ZM234 148V147H233ZM264 148V147H263ZM29 149V150H30ZM112 149H114L115 150V147L113 146V148ZM237 149H238V146H237ZM37 150H38V152H37ZM87 150H88V148H87ZM113 150V151H114ZM233 150H235V149H233ZM238 150H241V151H244V153L243 152H240V153H242V155L244 154H246L245 152H248V151H245V150H247V148L245 149V150H242V149H238ZM49 151V150H48ZM116 151H117V149H116ZM119 151V150H118ZM236 151V150H235ZM264 150H262L261 152H263ZM49 153V152H48ZM48 153H46L47 155H48ZM233 153V152H232ZM235 153V155H234V157L233 158H236L235 156H237L236 155V152H234ZM233 153V154H234ZM249 153V152H248ZM247 153V154H248ZM264 153V152H263ZM30 154V153H29ZM35 154H32L31 156L32 157H34L33 155H35ZM45 154V155H46ZM57 154V155H58ZM247 154L245 155V156H247ZM49 155H51V154H49ZM54 155V154H53ZM249 155H250V158H248V160H250L249 162L251 163V164H253V162H251V161H253V159H251L253 156L251 155V153H249ZM30 156V157H31ZM36 155H35V157H37ZM61 156L62 155H60V158H61ZM63 156V158H61V159H63V161H65L64 159H66L65 157ZM66 156V157H67ZM239 156H241L240 154H239ZM238 156V157H239ZM45 157H47V156H45ZM44 157V158H45ZM59 157V156H58ZM207 157V156H206ZM249 157V156H248ZM40 158H37L38 160L40 159ZM48 158V157H47ZM55 158H57L56 157V155H55ZM220 158V157H219ZM240 158V157H239ZM246 157H244L243 158V163H244V159H245ZM34 159V158H33ZM36 159V158H35ZM59 159V158H58ZM60 159V160H61ZM242 159V158H241ZM237 160V159H236ZM246 160H247V158H246ZM245 160V161H246ZM35 161H37V160H35ZM42 161H45V160H43L42 159ZM62 161V160H61ZM199 161V160H198ZM216 161V160H215ZM28 162V163H29ZM38 162V161H37ZM41 162V161H40ZM60 162V161H59ZM67 162V159H66V161H65V163ZM203 162V161H202ZM236 162V161H235ZM241 162V161H240ZM1 163H0V165H1ZM25 163H26V161H25ZM35 162H33L32 164H34ZM64 163V162H63ZM27 164V163H26ZM70 164V163H69ZM84 164V163H83ZM188 164V163H187ZM194 164V163H193ZM237 164H238V162H237ZM31 165V164H30ZM30 165H28V166H30ZM34 165H36V164H34ZM40 165H41V163H40ZM43 165V164H42ZM41 165V166H42ZM46 165V164H45ZM64 165H67V164H64ZM73 165V166H74ZM186 165V164H185ZM216 165V164H215ZM214 165V166H215ZM239 165V164H238ZM241 165V164H240ZM244 165H248V166H251L249 163H247L246 162V164H244ZM243 165V166H244ZM32 166V165H31ZM44 166V165H43ZM54 166H55V164H54ZM56 166H59V165H56ZM83 166V165H82ZM183 166V165H182ZM233 166V165H232ZM242 166V165H241ZM64 167V166H63ZM62 167V168H63ZM76 167V166H75ZM84 167V166H83ZM235 167V166H234ZM246 167V166H245ZM41 168V167H40ZM39 168V169H40ZM43 168V167H42ZM45 168V167H44ZM85 168V167H84ZM185 168V169H184ZM183 168V173H187L186 175H191V173L190 172H196L197 170L194 168V166L193 167H184ZM231 168H233V167H231ZM248 168H251V167H248ZM226 169V168H225ZM247 169V168H246ZM56 170V169H55ZM58 171H60V170H58ZM57 171V172H58ZM249 171H253L252 169L250 170L249 169ZM61 172V171H60ZM194 172V173H195ZM202 172V171H201ZM233 172V171H232ZM236 172V171H235ZM24 173V172H23ZM188 173H190V174H188ZM198 173H200V172H198ZM251 173H253V172H251ZM1 174V173H0ZM62 174H64V172H61V175ZM1 175V176H2ZM60 174H59V176H61ZM183 175V174H182ZM195 175V174H194ZM192 176H193V174H192ZM64 177V176H63ZM191 177V176H190ZM226 177V176H225ZM189 178V177H188ZM27 179H28V177H27ZM65 179V178H64ZM30 180V179H29ZM179 181H181V180H179ZM221 181H222V179H221ZM3 182V181H2ZM23 182V183H22ZM29 182V181H28ZM182 182V181H181ZM183 182H184V180H183ZM30 183V182H29ZM28 183V184H29ZM190 184L189 185H191V182H189ZM22 184V185H21ZM27 184V183H26ZM225 184V183H224ZM221 185V184H220ZM4 186V185H3ZM6 186V187H7ZM25 187H26V185H24ZM192 186V185H191ZM249 186H251V185H249ZM254 187H256V186H254ZM8 189V190H9ZM23 189H25L24 187H23ZM32 189V188H31ZM30 190V189H29ZM27 190V189H25L24 190V193H22V194H24V195H26L27 196V199L30 201V199L31 200H33V194H32V190ZM34 190V189H33ZM255 190V189H254ZM17 191V190H16ZM66 191V190H65ZM15 192V191H14ZM18 192V193H19ZM35 192V191H34ZM184 192H186V191H184ZM17 192H15V194H16ZM13 194V193H12ZM14 194V195H15ZM20 194V193H19ZM21 195V194H20ZM23 196V195H22ZM26 196H24L25 198H26ZM59 196V195H58ZM35 197V196H34ZM208 200V199H207ZM257 200V199H256ZM37 201V200H36ZM200 202V201H199ZM221 202V201H220ZM203 203V202H202ZM201 203V204H202ZM248 203V202H247ZM264 203V202H263ZM204 205V204H203ZM206 205V204H205ZM220 205V204H219ZM260 205H261V203H260ZM194 206H195V204H194ZM196 206H198V205H196ZM246 209L243 211V213L241 212L238 216H236V217H230L229 215V213H228V211H227V213H225V211H221V212H224V214H223V217L222 218H220L221 220H219V222H218V225L216 226V227H214L215 228V231H216V233H217V235L216 234H214V237H215V235L218 237H216L217 238V240L212 244V246H214V248H215V252H216V263H218V264H256V263H258V264H260V263H262V264H264V257H263V255H264V241L262 242V244H260V246H259V244H257V246H256V242H255V238H254V236L256 237V233L257 232H260L262 229H264V221H263V219H264V205H263V208H262V206L260 207L258 204H252V205H247L246 204ZM229 206H227V208H228ZM234 207V206H233ZM192 208V207H191ZM232 209V208H231ZM235 209V208H234ZM186 210V209H185ZM229 210V212H230V209H228ZM233 210V209H232ZM219 211V210H218ZM196 212V211H195ZM232 213V212H231ZM229 214V215H228ZM233 214V213H232ZM221 217V216H220ZM219 218V217H218ZM255 225H258V227L259 228H254V226ZM251 226H253V227H251ZM212 228V227H211ZM213 228V229H214ZM212 229V230H213ZM211 230V229H210ZM215 231L213 232V233H215ZM175 232H176V230H175ZM183 233V232H182ZM219 234V235H218ZM260 235H261V232L259 233ZM259 234H257V236L259 235ZM179 235V234H178ZM262 236V235H261ZM179 238V237H178ZM181 238V237H180ZM260 240V239H259ZM258 240V241H259ZM263 240H264V236H263ZM257 241V240H256ZM261 241V240H260ZM64 242V241H63ZM229 242V243H228ZM66 243V242H65ZM69 244V243H68ZM75 244V243H74ZM76 248V247H75ZM211 248V247H210ZM252 249H254L255 251V253L254 254H251L250 252H252L253 250ZM57 251H59V252H56L57 253V255L58 254H60L59 255V257H61L63 260H69V261H74V262H76L75 261V257L77 256V254L78 253H76L77 251H75V249H74V245H73V247H72V245L70 244V245H67V244H62V245H59V248H58V250ZM29 252H31V251H28V253ZM36 251H34V252H32L31 254V256L32 257H34V256H36V258H37V252L35 253ZM47 252V251H46ZM54 252V251H53ZM253 253V252H252ZM39 254V253H38ZM251 254V255H250ZM45 255V254H44ZM43 255V256H44ZM51 255V254H50ZM40 256H42L41 254H40ZM39 256V257H40ZM55 256V255H54ZM31 257V258H32ZM39 257H38V259H39ZM58 257V258H59ZM215 257V256H214ZM42 259V258H41ZM46 259V258H45ZM34 260H35V257H34ZM40 260V259H39ZM41 261V260H40ZM83 261V260H82ZM81 261V262H82ZM68 262V261H67ZM80 262V263H81ZM213 262V261H212ZM73 263V262H72ZM77 263V262H76ZM86 264V263H85ZM215 264V263H214Z\"/></svg>",
	"mask_w": 264,
	"mask_h": 264
}]
</instances>
